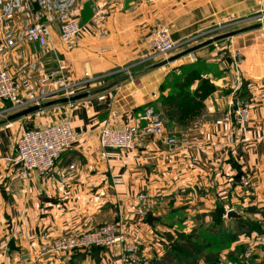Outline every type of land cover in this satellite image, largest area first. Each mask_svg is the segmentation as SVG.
Instances as JSON below:
<instances>
[{"label":"crops","instance_id":"1","mask_svg":"<svg viewBox=\"0 0 264 264\" xmlns=\"http://www.w3.org/2000/svg\"><path fill=\"white\" fill-rule=\"evenodd\" d=\"M10 1L13 7L8 10ZM25 1L0 0V47L7 38L21 36L32 18L46 22L63 10L62 0H31V7ZM24 3V11L16 12L15 7ZM262 12L264 0H87L80 10L82 33L74 45L62 42L55 23L49 45L25 42L8 51L7 70L27 103L15 109L9 101L0 102V264H40L39 252L54 236L117 223L120 218L129 236L140 239L146 257L153 259L163 256L168 245L164 234L193 230L197 238L212 234L213 216L219 210L232 233L240 219L226 216L231 209L264 227ZM254 20L258 23L251 24ZM154 26L168 27L178 42L193 37L192 41L170 56L160 55L149 45ZM234 26L237 29L231 30ZM237 30L221 39L229 52L224 61L218 59L213 43L168 61L214 36ZM237 51L244 55L239 69L233 64ZM59 65L65 79L78 88L77 94H92L57 110L50 107L45 113L10 119L34 105L35 99L41 103L58 99L49 95L54 88L51 72ZM172 74L193 75L191 92L202 79L214 87L185 122H166L170 132L182 136V144L154 136L138 150H104L100 129L136 122L145 106L159 104L171 92ZM235 90L252 110L244 127L223 122ZM65 120L78 140L58 159L52 174L17 177L20 167L14 158L22 131ZM71 165L72 175L61 182V173ZM243 177L249 178L250 187L243 186ZM140 191L164 198L167 205L154 213L152 224L148 215L136 214ZM249 241L256 245L254 264H264V232L258 230L214 248L221 247L225 259L224 254ZM67 264L123 263L118 248H93L77 252ZM199 264L206 263L201 259Z\"/></svg>","mask_w":264,"mask_h":264},{"label":"built area","instance_id":"2","mask_svg":"<svg viewBox=\"0 0 264 264\" xmlns=\"http://www.w3.org/2000/svg\"><path fill=\"white\" fill-rule=\"evenodd\" d=\"M85 1L87 0H76L75 3H72L71 0H62L63 10L56 17L50 18L46 22L32 18L21 36L18 38L9 37L5 40L4 46L0 47V102L9 101L15 109L22 108L27 103L15 79L7 70L5 58L7 52L25 42L37 43L40 46L49 45L52 26L55 23L59 27L62 42L74 45L82 33L80 10ZM25 2L31 7V0ZM8 6L9 10L13 7V2L10 1ZM24 7L25 3L18 5L15 7V11L21 13L24 11ZM192 38L178 42L171 37L168 27L154 26L150 29L149 45L158 54L170 56L182 47V44L192 41ZM214 44L218 50V59L224 61L229 53L227 47L218 41ZM243 58L240 53L234 55L233 64L236 69H239ZM51 75L54 78V88L49 96L61 98L77 94L76 85L65 79L62 65L54 69ZM91 80L95 81L93 77L90 78ZM230 96L231 110L224 116L223 122L244 127L251 120V106L239 96L236 90L232 91ZM34 101L35 104L41 103L38 99ZM53 107L54 110L60 108L59 105ZM37 113H45V109ZM99 135L100 144L106 151L138 150L144 147L147 139L154 136L160 137L168 144H182V136L167 129L165 122L153 106H145L136 117V122L123 127L104 126L100 129ZM229 136L233 137V134H229ZM77 140L78 134L68 120L24 129L16 144L14 161L20 167L16 176L28 178L31 173L35 172L42 177H48L54 171L58 159ZM74 168V165H71L69 169L63 171L60 181H67ZM242 179L244 187L252 185L248 177ZM163 204H165L164 199L155 198L147 191H140L136 196L135 211L138 216L146 217L149 213H159ZM91 247L118 248L119 258L123 264H150V258L146 257L142 242L136 237L129 236L123 226L122 218L117 223H105L94 229L54 236L50 240L49 247L39 252V263L67 264L77 252ZM253 253V250L249 249L247 256L250 258Z\"/></svg>","mask_w":264,"mask_h":264},{"label":"trees","instance_id":"3","mask_svg":"<svg viewBox=\"0 0 264 264\" xmlns=\"http://www.w3.org/2000/svg\"><path fill=\"white\" fill-rule=\"evenodd\" d=\"M228 56L225 58V60ZM171 80L168 81L171 92L168 95H163L159 104L156 103L155 108L160 118L165 122L174 120L176 122H185L189 114L197 112L201 108L203 100L210 95L214 87L205 79H202L196 91L191 92V84L194 79L193 75H176L172 74ZM161 103V104H160ZM179 135V133H176ZM217 214L212 221V234L199 235L198 238L193 236L192 233L184 231H176L175 234L168 233L163 236L167 239L168 245L165 247L163 256L159 258H150V264H199L201 259L206 264H225L226 260L236 262L238 264H254L255 257L251 261L241 260L236 256L235 251L228 253V259L222 258L220 244H226L238 238L239 234H248L252 230L264 232L262 224L255 219L238 218L235 223V231L227 228L221 214ZM209 226V227H211ZM228 229V232H227ZM211 230V229H210ZM166 235V236H165ZM201 239V240H200ZM171 247V250L169 248ZM98 248L106 249L104 247H91L87 250ZM237 257V258H236Z\"/></svg>","mask_w":264,"mask_h":264},{"label":"water","instance_id":"4","mask_svg":"<svg viewBox=\"0 0 264 264\" xmlns=\"http://www.w3.org/2000/svg\"><path fill=\"white\" fill-rule=\"evenodd\" d=\"M38 4L39 3L35 2L34 6L37 7ZM241 30H244V29H241ZM239 31L240 30L231 31V32H228V33H225V34H220V35L214 36V37H212V38H210V39H208V40H206L204 42H201V43H199L197 45H194V46L188 48L187 50H185V51H183L181 53H178L177 55H174V56L170 57L168 59V61H173V60L178 59V58H180L182 56L190 54V53H192V52H194V51H196V50H198V49H200L202 47L210 45V44H212V43H214L216 41H219V40L227 38V37H231V36L235 35L236 33H238ZM91 94H92V92L86 91V92L75 94V95H72V96H69V97H61V98L54 99V100H51V101L34 104V105H31V106H29V107H27L25 109H22L19 112L15 113L14 115H12V117H10V119H15V118H18V117L27 116L29 114H33L35 112L41 111V110L46 109V108L53 107L55 105H61V104H65V103L75 102L77 100L86 98V97L90 96ZM226 216L228 218H240V217H242V215L239 214L234 209L229 210ZM155 218H157V217L154 216L153 213H149L148 216H147V220H148V222L150 224L153 223Z\"/></svg>","mask_w":264,"mask_h":264},{"label":"rangeland","instance_id":"5","mask_svg":"<svg viewBox=\"0 0 264 264\" xmlns=\"http://www.w3.org/2000/svg\"><path fill=\"white\" fill-rule=\"evenodd\" d=\"M263 14V18L261 19V21H264V12H262L261 13V15ZM258 23V21L257 20H254V21H251V24H252V22L253 23H256V22ZM233 29H237V26H234V27H232L231 28V30H233ZM222 40H220V41H218V42H221ZM223 42H225L224 40H223ZM215 43V42H214ZM213 43V44H214ZM237 53H240V54H242L243 55V53L241 52V51H237ZM244 56V55H243ZM158 199H164V198H158ZM166 207H167V205H166V203L165 204H163V206L162 207H160V211H163V209H166ZM128 232V231H127ZM129 234V233H128ZM130 235V234H129ZM140 240V239H139ZM201 240V239H200ZM255 247H256V245L254 244V243H252L251 241H249L248 243H245V244H243L242 246H239L238 247V250H236V256L239 258V259H243V260H245V261H248V260H250L251 261V258L255 255L254 253V250H255ZM249 249H252L253 250V255H252V257H248L247 256V253L249 252ZM224 256L228 259V254H224ZM236 257V258H237ZM222 258H223V255H222ZM224 259V258H223Z\"/></svg>","mask_w":264,"mask_h":264}]
</instances>
